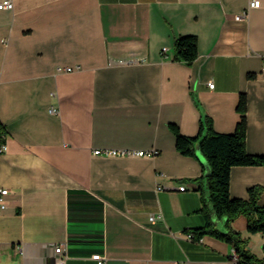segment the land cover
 I'll return each mask as SVG.
<instances>
[{"label":"crops","instance_id":"obj_1","mask_svg":"<svg viewBox=\"0 0 264 264\" xmlns=\"http://www.w3.org/2000/svg\"><path fill=\"white\" fill-rule=\"evenodd\" d=\"M260 1L241 19L251 0L0 8V188L8 189L0 264H57L59 245L67 264H98L96 253L106 264H231L230 243L189 237L206 223L209 184L197 153L177 149L170 123L195 136L210 118L233 132L244 95L247 149L264 154ZM184 34L198 37L192 63L175 58ZM256 185L264 186V165L231 168L232 197L249 199ZM214 220L227 231L225 219ZM232 226L264 258V235L249 233L247 217Z\"/></svg>","mask_w":264,"mask_h":264},{"label":"trees","instance_id":"obj_2","mask_svg":"<svg viewBox=\"0 0 264 264\" xmlns=\"http://www.w3.org/2000/svg\"><path fill=\"white\" fill-rule=\"evenodd\" d=\"M198 53L197 35L184 34L175 39L177 60L192 63ZM237 109L240 112V120L233 132L215 130L210 118L195 136L182 133L179 125L174 122L170 123V128L175 135L177 149L184 155L196 156V148L199 146L209 167V195L202 209L206 223L191 230L193 238L201 239L205 235H212L232 245L239 257L238 264H264V258L259 259L250 253L246 248L247 239L232 226L236 217L245 215L249 233L264 235V203L260 202L264 186H252L249 189V199L232 197L230 193L233 166L264 165V154H254L247 149V100L244 95L240 97ZM203 166L206 174L207 167L204 163ZM214 216L217 219H225L227 231H220L216 227ZM231 256L232 253L229 258Z\"/></svg>","mask_w":264,"mask_h":264},{"label":"built area","instance_id":"obj_3","mask_svg":"<svg viewBox=\"0 0 264 264\" xmlns=\"http://www.w3.org/2000/svg\"><path fill=\"white\" fill-rule=\"evenodd\" d=\"M260 3L261 1L260 0H251L250 4H249V7L247 10H245L244 12H242L241 14H237L236 15V18L237 19H241V18H244L246 16H248V13H249V9L252 8V7H258L260 6ZM14 7V2L13 0H3L2 2H0V8H13ZM167 48L165 47L163 49L164 52H166ZM124 62V61H122ZM63 69H67V70H70L71 68H62V67H59V70H63ZM214 83H210V87H214ZM51 111L52 112H57V108L56 107H52L51 108ZM5 148V145L2 144L1 145V150ZM102 150H96L95 152L96 153H100ZM108 152H112L113 154H123V153H128L129 151L128 150H107ZM157 151H154V150H149V151H146V150H139L137 151V154L139 155H153L155 154ZM161 188V187H160ZM181 190H185L186 189V186L183 185L180 187ZM8 193V189H4V188H0V210L1 209H4L6 208L7 206V201L5 199V196L7 195ZM151 219L154 220L155 219V216H151ZM189 237L193 238V234H189ZM63 250H64V247L62 245H59V246H56L55 248V251L58 255H61L60 259L57 261V264H67L66 262V257L63 256ZM93 259L97 261L98 264H106V257L101 254V253H96V254H93ZM238 261H239V257L236 253V250L234 248H232V256L230 257V262L231 264H238ZM179 264H185V263H179Z\"/></svg>","mask_w":264,"mask_h":264},{"label":"water","instance_id":"obj_4","mask_svg":"<svg viewBox=\"0 0 264 264\" xmlns=\"http://www.w3.org/2000/svg\"><path fill=\"white\" fill-rule=\"evenodd\" d=\"M196 150H197V152H196L197 155L200 157V159L202 160V162H203V163L206 165V167H207L206 175H208V174H209V167H208V165H207V163H206V160H205V158H204V156H203V154H202V152H201L200 147L197 146Z\"/></svg>","mask_w":264,"mask_h":264}]
</instances>
